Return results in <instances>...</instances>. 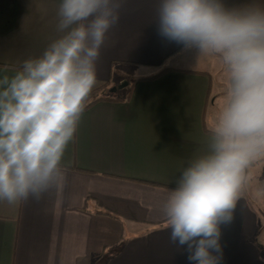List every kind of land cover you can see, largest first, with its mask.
I'll return each mask as SVG.
<instances>
[{"label": "crops", "instance_id": "crops-1", "mask_svg": "<svg viewBox=\"0 0 264 264\" xmlns=\"http://www.w3.org/2000/svg\"><path fill=\"white\" fill-rule=\"evenodd\" d=\"M58 5L0 0V68L41 55L58 37ZM157 6L158 0H123L92 90L108 91L90 97L97 102L66 152L63 190L39 202H0V264H190L187 245L170 242L160 209L213 123L225 73L218 58L197 59L194 50L161 37ZM123 82L128 86L110 92ZM220 232L218 264H264V196L256 205L242 192Z\"/></svg>", "mask_w": 264, "mask_h": 264}, {"label": "clouds", "instance_id": "clouds-1", "mask_svg": "<svg viewBox=\"0 0 264 264\" xmlns=\"http://www.w3.org/2000/svg\"><path fill=\"white\" fill-rule=\"evenodd\" d=\"M122 6L123 0H59L58 37L41 55L0 68V202H39L63 190L66 152ZM156 22L161 37L194 50L197 59L218 58L224 69L213 123L160 209L170 242L187 245L190 264H218L220 225L231 221L250 169L264 162V4L158 0ZM255 195L264 196V187Z\"/></svg>", "mask_w": 264, "mask_h": 264}, {"label": "rangeland", "instance_id": "rangeland-1", "mask_svg": "<svg viewBox=\"0 0 264 264\" xmlns=\"http://www.w3.org/2000/svg\"><path fill=\"white\" fill-rule=\"evenodd\" d=\"M217 77V78H216ZM216 80L219 79L218 76H215ZM219 83V81H218ZM263 171V163L258 162L255 164L249 171V184L243 191L244 194H247L250 198V201L256 205L261 204V197H257L255 195V190L259 188V180L258 177L262 174ZM253 191V192H251Z\"/></svg>", "mask_w": 264, "mask_h": 264}, {"label": "trees", "instance_id": "trees-1", "mask_svg": "<svg viewBox=\"0 0 264 264\" xmlns=\"http://www.w3.org/2000/svg\"><path fill=\"white\" fill-rule=\"evenodd\" d=\"M162 73H163V72L159 73V74L156 75V76H152V77L145 78V79H153V78H155V77L161 75ZM101 91H102L103 93H106V91H108L107 86H102L101 88L94 90V91L90 94V96H89L88 99H87V108L91 107L95 102H97V100H90V97H91L92 95H94L95 93H99V92H101ZM87 108H86V109H87ZM262 177H264V172H263V174H262ZM96 213H97V214H101V215H105V216H109V217H112V218H115V219H119V220H121V217H120L118 214H116V213H114V212H112V211H109V210L99 209Z\"/></svg>", "mask_w": 264, "mask_h": 264}, {"label": "water", "instance_id": "water-1", "mask_svg": "<svg viewBox=\"0 0 264 264\" xmlns=\"http://www.w3.org/2000/svg\"><path fill=\"white\" fill-rule=\"evenodd\" d=\"M128 86V82H123L117 86H113V88H111L110 92L112 93H116L118 90L123 89L124 87Z\"/></svg>", "mask_w": 264, "mask_h": 264}]
</instances>
